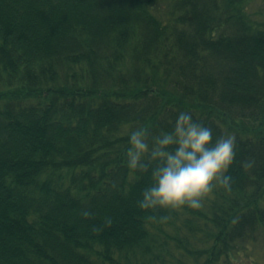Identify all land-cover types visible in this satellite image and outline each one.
Returning a JSON list of instances; mask_svg holds the SVG:
<instances>
[{
  "label": "trees",
  "instance_id": "16d2710c",
  "mask_svg": "<svg viewBox=\"0 0 264 264\" xmlns=\"http://www.w3.org/2000/svg\"><path fill=\"white\" fill-rule=\"evenodd\" d=\"M255 1L0 0V264H264V132L226 126L264 122ZM180 112L235 136L231 191L141 210L130 133Z\"/></svg>",
  "mask_w": 264,
  "mask_h": 264
},
{
  "label": "clouds",
  "instance_id": "9594fccd",
  "mask_svg": "<svg viewBox=\"0 0 264 264\" xmlns=\"http://www.w3.org/2000/svg\"><path fill=\"white\" fill-rule=\"evenodd\" d=\"M236 147L233 135L213 142L212 129L194 121L191 114L185 112L178 114L172 132L153 136L143 125L135 128L130 133L126 151L127 166L140 173L151 170L154 181L143 190L138 207L141 210H175L186 205L200 209L217 184L231 191L232 178L225 173L235 160ZM254 163L249 159L241 166L251 168ZM80 215L89 218L92 213L82 209ZM146 219L166 223L171 216ZM111 223L110 217L104 219L105 227Z\"/></svg>",
  "mask_w": 264,
  "mask_h": 264
},
{
  "label": "rangeland",
  "instance_id": "374dc122",
  "mask_svg": "<svg viewBox=\"0 0 264 264\" xmlns=\"http://www.w3.org/2000/svg\"><path fill=\"white\" fill-rule=\"evenodd\" d=\"M159 8H160L159 10L160 13H163L164 15H166L165 13L167 12V9H168V6H166V3L161 4ZM260 8H264L263 0H256L255 4L252 5L251 7V9H254V10H259ZM261 123H264V122H254L249 119H239L235 121L227 120L226 126L228 127L229 131L232 133L236 131H244V132L255 131V133L258 134V133L264 132V124L261 125ZM256 257L259 259L258 260L259 263H264L262 254L258 252Z\"/></svg>",
  "mask_w": 264,
  "mask_h": 264
},
{
  "label": "bare ground",
  "instance_id": "6f19581e",
  "mask_svg": "<svg viewBox=\"0 0 264 264\" xmlns=\"http://www.w3.org/2000/svg\"><path fill=\"white\" fill-rule=\"evenodd\" d=\"M68 75H69V77H71V74H70V72H68ZM139 254H140V252H139Z\"/></svg>",
  "mask_w": 264,
  "mask_h": 264
}]
</instances>
